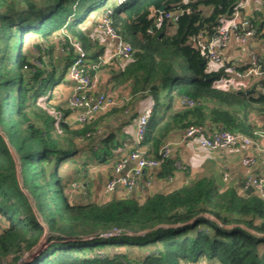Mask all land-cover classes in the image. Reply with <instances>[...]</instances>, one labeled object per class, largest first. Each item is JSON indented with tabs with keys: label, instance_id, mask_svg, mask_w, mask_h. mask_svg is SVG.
Returning <instances> with one entry per match:
<instances>
[{
	"label": "trees",
	"instance_id": "obj_1",
	"mask_svg": "<svg viewBox=\"0 0 264 264\" xmlns=\"http://www.w3.org/2000/svg\"><path fill=\"white\" fill-rule=\"evenodd\" d=\"M239 2L0 0V219L5 223L0 264H198L203 259L264 264V199L257 192L222 188L213 175L144 200L129 195L100 202L92 198L91 182L86 181L87 195L73 188L96 165L120 161L116 152L124 141L117 133L99 141L98 136L85 137L122 108L80 125L68 107L73 41L83 46L89 62H99L106 52L101 47L105 34L97 25L110 11L112 25L131 45L132 55L115 57L91 73L99 78L110 68L114 87L153 97L143 145L157 156L172 130L184 132L190 124L249 136L246 103L264 114V83L263 88H219L228 67L211 69L191 39L201 31L213 34ZM162 6L183 13L177 21L158 24L151 12ZM250 90L255 92L247 94ZM181 95L201 104L171 112ZM80 136L85 140L79 144ZM176 162L174 155L164 160L157 177L174 176ZM72 192L87 198L72 200ZM114 230L121 233L103 237ZM44 238L48 246L25 261Z\"/></svg>",
	"mask_w": 264,
	"mask_h": 264
},
{
	"label": "built area",
	"instance_id": "obj_2",
	"mask_svg": "<svg viewBox=\"0 0 264 264\" xmlns=\"http://www.w3.org/2000/svg\"><path fill=\"white\" fill-rule=\"evenodd\" d=\"M108 13L104 14L97 27L104 32L108 39L114 42L115 56L127 60L132 55V47L115 30ZM182 13L183 10L166 12L152 9L151 17H155L156 22L161 24L166 19L177 21ZM191 39L206 58L216 65V70L225 65L228 67L229 75L217 84L219 88L228 86L225 89H247L253 84L263 88L264 50L261 53H248L247 57L240 61L226 57L223 51L232 40H236L240 46L252 39L264 41V0H240L233 15L230 17L223 16L214 28L213 34L208 35L201 31L193 34ZM73 46L76 50V57L71 67L70 77L74 82V87L67 105L77 112L76 122L85 125L96 119L100 113L123 104L114 95L103 91L98 92V75L93 76L91 73V69L97 71L111 58L99 56V62L91 63L87 59L85 49L79 42L73 41ZM177 102L182 108H192L201 104V102L187 95L179 96ZM151 114L152 108H149L137 118L134 146L128 158H123L114 165L105 184V190L108 193L114 192L118 187H123L126 192L132 193L136 188L149 186L152 177L148 176L149 180L143 181L146 172L160 169L164 160L173 157L170 142H165L159 150V155L155 157L149 156L143 148ZM95 133L102 135L103 131L98 128ZM92 134V132H87L85 137H91ZM85 137H77V140H82ZM183 138L190 139L201 148L210 150H230L237 144L250 146L253 143L252 138L247 135L233 133L226 129L211 130L202 124H190L184 130ZM256 161V157L249 153L243 157L242 164L250 167L255 165ZM176 166L179 169H186V166L179 162H176ZM85 186L86 181L84 179L73 183L74 189L80 188L87 195ZM241 187L243 191L253 188L254 192H257L264 199V176L249 175ZM120 233V230H114L107 233L106 236H115Z\"/></svg>",
	"mask_w": 264,
	"mask_h": 264
},
{
	"label": "crops",
	"instance_id": "obj_3",
	"mask_svg": "<svg viewBox=\"0 0 264 264\" xmlns=\"http://www.w3.org/2000/svg\"><path fill=\"white\" fill-rule=\"evenodd\" d=\"M101 47H105L106 58H111L104 67L109 66L115 57L116 48L114 42L103 37ZM264 50V41L261 39L249 40L245 45L240 46L236 40H232L228 47L223 51V54L232 59L244 60L248 53L257 52L261 53ZM117 62L120 60L117 58ZM115 70H118L119 66L114 64ZM209 66L212 69H216L213 62L209 61ZM110 71L106 69L100 73L98 78L97 91H103L105 93L114 95L118 100L122 101V108L109 116L103 118L99 128L102 129L103 134L99 139L104 138L109 133H117L120 138H123V146L116 152V160L122 158H128L133 146L136 132V121L139 115L144 113L147 109L152 108L154 105V99L150 94H138L133 95L128 87H114V82L110 78ZM74 87V84H73ZM67 94L72 93L73 88L70 87ZM66 96L64 97V99ZM68 100V99H67ZM178 100L175 99L174 106L171 112L177 108L182 109L178 104ZM123 106L125 108H123ZM249 113L248 122L252 125V134L249 135L252 138L253 143L250 146L244 144L238 145L230 150H210L201 148L196 142L183 138V131L175 128L169 134L167 142L171 143L174 157L177 162L187 167L185 169H179L175 172V175L168 179H162L157 177V170L147 171L143 181L149 180L148 176L152 177L151 184L143 188H136L132 193L125 191L123 187H118L114 192L108 193L105 190V184L110 177L114 164L105 166H95L90 169L89 176H91V185L95 187V191L99 193L98 198H104L105 200L112 197H125L132 195L140 200H144L149 195L158 191L171 190L184 184L189 183L193 179L201 177L203 175H213L218 184L222 187L234 186L238 190H242L243 181L249 175L264 176V114L256 109V106L250 104L247 106ZM74 114L77 115L75 112ZM75 115V116H76ZM102 114L100 117L104 116ZM209 127H214L208 125ZM214 129V128H213ZM146 153L149 156H157L154 149L152 150L147 145H143ZM252 154L256 157V164L250 167H246L242 164V159L247 154ZM172 155V156H173ZM85 156V155H84ZM83 156V157H84ZM87 180V178H86ZM108 193V194H107ZM101 195V196H100ZM107 197V198H106ZM198 264H217L216 262H210L208 260H202Z\"/></svg>",
	"mask_w": 264,
	"mask_h": 264
},
{
	"label": "rangeland",
	"instance_id": "obj_4",
	"mask_svg": "<svg viewBox=\"0 0 264 264\" xmlns=\"http://www.w3.org/2000/svg\"><path fill=\"white\" fill-rule=\"evenodd\" d=\"M96 34H98V33H96ZM94 35L95 36V38H96V36L97 35ZM215 65V64H214ZM216 66V65H215ZM224 88H228V86H226V87H224ZM68 96V95H67ZM66 96V97H67ZM247 105H250V103H246ZM93 133V132H92ZM96 136H98V138L100 137V135H98V134H96V133H93L92 135H91V137H89V138H92V137H96ZM78 138H80V137H78ZM84 140H85V138H82V140H78L79 141V144H80V142L81 143H83L84 142ZM68 174H69V172H68ZM87 178V180H85L84 178V180L85 181H87V182H92V180H91V176H89V177H86ZM90 190H91V192H92V198H94V200L95 199H97V197L99 196V193H97L96 191H95V187L93 186V185H90ZM107 192V191H106ZM83 193H81V195L80 194H78V193H76V192H72L71 193V198H72V200H73V198H75V199H77V200H84V199H86L87 197H85L84 195H82ZM85 194V193H84ZM108 194V193H107ZM101 196V195H100ZM92 198H90V197H88V199H92ZM105 198V197H104ZM104 198H98L97 199V201H105V199ZM107 198V197H106ZM106 200H108V198L106 199ZM41 221V220H40ZM4 222H3V220L2 219H0V232H1V230L3 229V227H4ZM48 246V244H46V242H45V238L43 239V242H42V244L40 245H38L36 248H34L32 251H30L29 252V254L27 253L26 255H25V257H24V259H25V261H27V260H32L31 258H33L35 255H37V253H39L41 250H43V249H45L46 247Z\"/></svg>",
	"mask_w": 264,
	"mask_h": 264
},
{
	"label": "water",
	"instance_id": "obj_5",
	"mask_svg": "<svg viewBox=\"0 0 264 264\" xmlns=\"http://www.w3.org/2000/svg\"><path fill=\"white\" fill-rule=\"evenodd\" d=\"M163 10H165V6H162V7L160 8V11H163ZM254 92H255V90H250V91H247V94H249V93H254ZM247 192H248V193H252V192H254V189L251 188V189L248 190Z\"/></svg>",
	"mask_w": 264,
	"mask_h": 264
},
{
	"label": "bare ground",
	"instance_id": "obj_6",
	"mask_svg": "<svg viewBox=\"0 0 264 264\" xmlns=\"http://www.w3.org/2000/svg\"><path fill=\"white\" fill-rule=\"evenodd\" d=\"M103 237L108 238V237H111V236H106V234H105V235H103Z\"/></svg>",
	"mask_w": 264,
	"mask_h": 264
}]
</instances>
